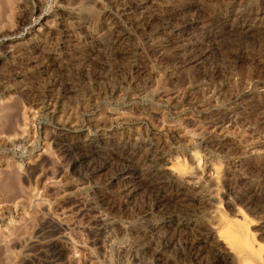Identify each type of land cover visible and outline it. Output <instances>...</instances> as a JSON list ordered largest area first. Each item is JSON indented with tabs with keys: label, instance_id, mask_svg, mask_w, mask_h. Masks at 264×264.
<instances>
[{
	"label": "rangeland",
	"instance_id": "1",
	"mask_svg": "<svg viewBox=\"0 0 264 264\" xmlns=\"http://www.w3.org/2000/svg\"><path fill=\"white\" fill-rule=\"evenodd\" d=\"M124 1L0 0V264H217L190 244L218 214L264 246V0ZM156 152L201 189L166 171L162 202L145 176L118 196L110 175Z\"/></svg>",
	"mask_w": 264,
	"mask_h": 264
},
{
	"label": "bare ground",
	"instance_id": "2",
	"mask_svg": "<svg viewBox=\"0 0 264 264\" xmlns=\"http://www.w3.org/2000/svg\"><path fill=\"white\" fill-rule=\"evenodd\" d=\"M143 3H144L143 0H125L123 2V4L125 5L124 6L125 8L124 7L123 8L124 9H135L140 4L142 5ZM146 25L147 24H145V27H146ZM187 26H189V24H185L183 26V28H185V27L187 28ZM212 31H214V30L209 29L208 32L212 33ZM215 35H216V33H215ZM183 36H181V33L178 34L176 32L175 33V36L173 37V40H176V39L181 40ZM212 37H214V36H212ZM171 39H172V37H171ZM179 40H177V41H179ZM116 44L118 45V43H116ZM114 45L115 44L112 43L110 46L111 47L112 46L114 47ZM176 49H178V48H176ZM39 51H40V49H39ZM42 51L44 52L45 50H42ZM21 52H23V51L21 50ZM5 54L8 55L9 53H5ZM25 54H28V53H25ZM176 54H174L175 55L174 56L175 58H177V55ZM12 55L10 54L9 56H12ZM32 57H34V56H32ZM23 58L24 57H22V59ZM38 58H40V57H38ZM14 59H16V57ZM16 60L18 61V58ZM33 61L36 62V63H38L40 60L37 62V60L33 58ZM13 62H14V60H13ZM30 62H32V61H30ZM44 64H46V63H44ZM40 68H42V66L39 67V69ZM22 74H23V71H22ZM22 74L21 73L20 74L15 73L13 76H16L17 77V76H21ZM10 77H12V76H10ZM8 78L6 79V77L3 74L0 73V93H4L5 91H6V93H8L7 92V90H8L7 88H9V87L6 86L7 83L4 84L6 82L4 79L8 80ZM20 79H22V78L20 77ZM8 85L9 86H13L12 84L10 85V83ZM20 87H22V86L20 85ZM1 96H3V95H1ZM75 145L76 144H74L73 142H67V143L64 142V144H61V147H64L65 148V151L68 150V148H69L70 151H73V153L76 154L75 157L72 156L71 163H72V165H75V166L78 165L79 166V165H81L83 163V161H85V158L87 156L85 154L79 152L78 150H76ZM148 147H149V145H148ZM150 147H151V145H150ZM161 153H163V152H161ZM149 154L146 155V153H145V154L139 155L140 160L137 162V164L129 161L127 164H125L122 167L118 168L114 173H112V175H110V177H109L111 179V181H109L110 183L113 180H115V179L117 180V182H116L117 188L115 190H116L118 196H120L121 198H126L127 199L128 198V195L130 194V192L132 190H134L135 182L138 181V180H141L140 178L142 176H145V177H147L148 184L151 187L156 188L157 189V192L159 193L158 196L155 197L156 199L154 198L156 201H153V202L154 203H160V202H162V192L164 191V188H165L164 185H166L165 183L169 180L168 179V176L166 175V171H168V172L171 171V172L175 173L176 179H179L184 184H187L186 185L187 188L191 191V193L193 195L195 193L193 191V189H196L197 191H199V189H201V187L199 185H196V182H197V179L198 178L196 177V175H193V172L191 171V168L192 167L190 168V166L188 167L185 164H181V162H183V160H181V159H180L181 161L179 159L170 160V159H168V157L165 158L163 156L164 154L163 155L162 154L157 155V152L154 155L153 154L149 155ZM110 155L108 157V160H106L105 164L106 163L107 164L109 163L110 158H111ZM136 157H138V156H136ZM191 157H192V159H196L197 160L198 155L195 152H193V153L191 152ZM196 160H195V162H196ZM137 170H139L141 173L136 174V171ZM208 198L209 197H207V199ZM203 199L199 200L201 207H205V202L207 201V199H204V200ZM184 200H185V198H184ZM167 204L165 202L164 205H166V207H167ZM189 204H190V202H189ZM169 205H170V203H169ZM198 207H199V205H198ZM7 212H9V211L7 210ZM148 213L150 214V212H148ZM167 214L168 215L163 214V215H160V216H163L165 218L166 217L169 218L170 217V214L169 213H167ZM151 216H154V214H151ZM218 217H220L218 219V222H217L218 223V226L212 227V228H216V230L214 231V232H216L215 233L216 235H211L213 233L210 234V233H208L209 231L208 232H204V233L203 232L202 233H199V237H196L195 238V241H193L190 244V249H191V247L193 248V246L195 244L201 245V246H204V247L208 248L211 251L213 257L215 258V261H216L217 264H264V246H263V244H259L256 241L255 235L251 231L248 230V228H247L248 225L246 224L247 225L246 226L245 223L243 224V222H240L238 220H232L234 218L229 219V220H231V222H233V224H231V223H229V220H227V218H228L227 216H226L227 218H225V217H221V215L218 214ZM243 219H245V221H246V217L245 216H243ZM239 220H241V219H239ZM168 223L169 224L171 223L170 225H173L175 227V229L176 228H179V226L189 228V226L182 224L178 220L177 221L176 220H174V221H171V220L167 221V220H163V218L159 217L158 219H156L151 224V230L152 229L153 230H156V229L158 230L161 227L169 228L170 226H169ZM212 226H213V223H212ZM55 235H56V232L55 231H52L50 233V236H49V239L47 240L46 245L48 246V249L47 250H49V254H51V256H58L59 257L60 251L58 250V248L60 249L62 247L60 245V243H62V241H61V236L60 235H58V236L56 235L57 237H54ZM169 240H170V238H163L162 239V241L165 244L166 243L168 244ZM220 243H221V245H220ZM190 249H189V254L191 255ZM230 253H231V258H230ZM232 255H233V259H232ZM52 258L53 257H51L50 259H52ZM50 259H48V260H50ZM52 261H54V259Z\"/></svg>",
	"mask_w": 264,
	"mask_h": 264
}]
</instances>
